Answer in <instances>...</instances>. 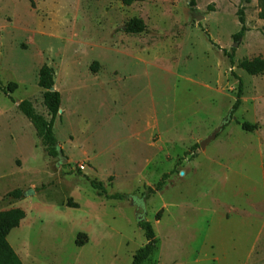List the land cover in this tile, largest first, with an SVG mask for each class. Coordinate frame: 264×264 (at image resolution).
<instances>
[{"label": "rangeland", "instance_id": "374dc122", "mask_svg": "<svg viewBox=\"0 0 264 264\" xmlns=\"http://www.w3.org/2000/svg\"><path fill=\"white\" fill-rule=\"evenodd\" d=\"M33 2L0 0V83L18 85L16 103L0 92V212H26L8 237L23 264H132L141 219L159 240L145 264H264V73L238 67L264 59L260 0ZM241 7L249 31L236 42ZM132 19L145 32L127 33ZM43 65L62 97L59 159L18 109L28 100L50 120ZM90 180L129 198H101Z\"/></svg>", "mask_w": 264, "mask_h": 264}, {"label": "trees", "instance_id": "16d2710c", "mask_svg": "<svg viewBox=\"0 0 264 264\" xmlns=\"http://www.w3.org/2000/svg\"><path fill=\"white\" fill-rule=\"evenodd\" d=\"M145 0H121L124 6H131L135 3H140ZM32 5L34 4L31 0ZM190 6H195V0H190ZM239 22L241 24L240 31L234 35L236 42L241 41L249 29L246 26L245 10L241 7L238 10ZM259 18L264 20V0H260V13ZM126 32L129 34H141L146 30V24L142 19H132L126 26ZM229 60L232 67H234V55H229ZM238 67L251 76H258L264 73V59L257 57L252 60H243L239 63ZM38 85L44 90L43 102L50 116L47 120L44 116L38 114L33 104L28 100H23L18 104L19 111L28 119L33 125L37 137L40 139L45 152L50 158L59 159L63 156V150L54 133V125L59 116L61 109L62 97L59 91L52 90L55 87V72L54 69L48 65H43L39 72ZM16 83H10L4 86L0 83V92L4 93L12 103H16L12 94L17 90ZM243 96V81L239 80L238 92L236 100L230 112V119L238 111L242 105ZM242 129L245 132H254L258 130V125L250 123H243ZM169 175L165 174L154 188H148L147 192L143 194L145 199L150 198L152 195L160 192L168 179ZM91 187L96 190L97 195L101 198L112 201H123L129 196L121 193L109 194L104 185L95 180H90ZM15 199L23 197V191L17 189L10 194ZM77 207V206H75ZM26 212L20 208H14L7 211L0 212V264H23L19 255L15 252L13 247L8 241L11 232L20 227L23 220L26 219ZM161 213L157 215V220L160 219ZM139 227L144 231L146 238V245L140 248L134 255L132 264H145L158 250L159 240L157 239L153 225L148 221H141L138 223ZM86 235L79 234L76 239L78 247L85 246Z\"/></svg>", "mask_w": 264, "mask_h": 264}, {"label": "water", "instance_id": "95a60500", "mask_svg": "<svg viewBox=\"0 0 264 264\" xmlns=\"http://www.w3.org/2000/svg\"><path fill=\"white\" fill-rule=\"evenodd\" d=\"M52 90H55V87L52 89ZM61 113V111L59 112V114ZM223 128V127H222ZM222 128H220V129H218V130H216L209 138H207V139H205L204 141H202L201 142V144H200V147L203 149V148H205V146L208 144V143H210L211 141H213V140H215L216 139V137H217V135L219 134V132L222 130ZM62 157V156H61ZM68 160L66 159V158H63L62 159V162L63 163H66ZM33 193V191H31V194ZM30 194V193H29ZM141 221H145L144 219H141V220H139L138 221V223L139 222H141Z\"/></svg>", "mask_w": 264, "mask_h": 264}, {"label": "built area", "instance_id": "2783aa9c", "mask_svg": "<svg viewBox=\"0 0 264 264\" xmlns=\"http://www.w3.org/2000/svg\"><path fill=\"white\" fill-rule=\"evenodd\" d=\"M82 168H84L83 166H81Z\"/></svg>", "mask_w": 264, "mask_h": 264}, {"label": "bare ground", "instance_id": "6f19581e", "mask_svg": "<svg viewBox=\"0 0 264 264\" xmlns=\"http://www.w3.org/2000/svg\"><path fill=\"white\" fill-rule=\"evenodd\" d=\"M60 111H61V110H60ZM60 111H59V112H60Z\"/></svg>", "mask_w": 264, "mask_h": 264}]
</instances>
